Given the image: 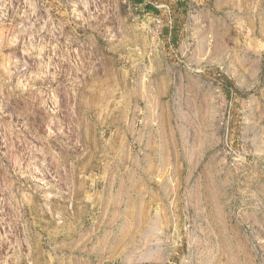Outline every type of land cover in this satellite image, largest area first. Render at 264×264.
Masks as SVG:
<instances>
[{
    "label": "rangeland",
    "instance_id": "rangeland-1",
    "mask_svg": "<svg viewBox=\"0 0 264 264\" xmlns=\"http://www.w3.org/2000/svg\"><path fill=\"white\" fill-rule=\"evenodd\" d=\"M227 1L0 0V264H264V0Z\"/></svg>",
    "mask_w": 264,
    "mask_h": 264
},
{
    "label": "crops",
    "instance_id": "crops-1",
    "mask_svg": "<svg viewBox=\"0 0 264 264\" xmlns=\"http://www.w3.org/2000/svg\"><path fill=\"white\" fill-rule=\"evenodd\" d=\"M219 8L220 9H237L239 11H243L242 14H239L242 16L243 19H249L253 17V10L255 8V4L253 0H237L236 2H233V0L227 1L226 4L223 2L219 3Z\"/></svg>",
    "mask_w": 264,
    "mask_h": 264
}]
</instances>
